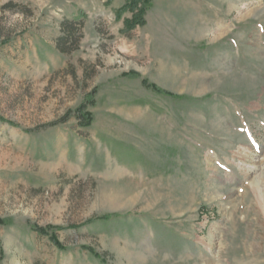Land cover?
I'll return each mask as SVG.
<instances>
[{"label":"rangeland","instance_id":"374dc122","mask_svg":"<svg viewBox=\"0 0 264 264\" xmlns=\"http://www.w3.org/2000/svg\"><path fill=\"white\" fill-rule=\"evenodd\" d=\"M129 1L0 0V264H264V0Z\"/></svg>","mask_w":264,"mask_h":264},{"label":"trees","instance_id":"16d2710c","mask_svg":"<svg viewBox=\"0 0 264 264\" xmlns=\"http://www.w3.org/2000/svg\"><path fill=\"white\" fill-rule=\"evenodd\" d=\"M153 4L151 0H130L125 6L124 8H129V10H138V12L134 15V17L131 20L127 21V27L128 30L131 31L133 29H135L138 26H145L146 25V14L147 12L152 8ZM123 8V9H124ZM77 22H81L80 26H82L84 20L83 19H77L74 21H66L63 23L62 28H63V32L64 35H62V37L59 38V42H58V46H60V49L64 50V46H70L75 44L76 42V38H75V33L72 30L75 23ZM78 42V41H77ZM66 46V47H67ZM70 50L73 49H67L64 50L63 52H70ZM127 76H131V77H137V74H129ZM143 85L153 91H155L158 94L164 95L166 97H179L173 93H170L168 91H164L162 90L160 87H158L157 85L150 83L146 80L142 81ZM84 120L82 121V124L84 127H90L93 124V115L89 112H85L84 115ZM4 224V221L0 220V225ZM53 228H40V227H36L35 230L42 234V235H48L50 236V240L52 242H54L56 245H58V247L61 246L60 242L57 239V236L52 232L50 233L49 230H52ZM54 230V229H53Z\"/></svg>","mask_w":264,"mask_h":264},{"label":"bare ground","instance_id":"6f19581e","mask_svg":"<svg viewBox=\"0 0 264 264\" xmlns=\"http://www.w3.org/2000/svg\"><path fill=\"white\" fill-rule=\"evenodd\" d=\"M257 192H259V189H257Z\"/></svg>","mask_w":264,"mask_h":264}]
</instances>
